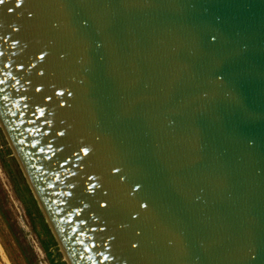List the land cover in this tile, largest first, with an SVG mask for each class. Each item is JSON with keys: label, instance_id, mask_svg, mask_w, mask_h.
Instances as JSON below:
<instances>
[{"label": "water", "instance_id": "1", "mask_svg": "<svg viewBox=\"0 0 264 264\" xmlns=\"http://www.w3.org/2000/svg\"><path fill=\"white\" fill-rule=\"evenodd\" d=\"M0 117L72 264H264V0H3Z\"/></svg>", "mask_w": 264, "mask_h": 264}, {"label": "rangeland", "instance_id": "2", "mask_svg": "<svg viewBox=\"0 0 264 264\" xmlns=\"http://www.w3.org/2000/svg\"><path fill=\"white\" fill-rule=\"evenodd\" d=\"M0 126V264H68Z\"/></svg>", "mask_w": 264, "mask_h": 264}, {"label": "bare ground", "instance_id": "3", "mask_svg": "<svg viewBox=\"0 0 264 264\" xmlns=\"http://www.w3.org/2000/svg\"><path fill=\"white\" fill-rule=\"evenodd\" d=\"M0 126H1V128L3 129V131H4L5 135H6V138H7L8 142H9V144H10L12 150H13V154H14V156L17 158V160H18V162H19V164H20V166H21V168H22V170H23V172H24V174H25V176H26V179H27V181H28V183H29V185H30V187H31V189H32V191H33V193H34V195H35V197H36V199H37L39 205H40V208L42 209L43 213L45 214V217H46V219H47V222L49 223L48 225H50V227H51L53 233L55 234V236H56V238H57V240H58V242H59V244H60V246H61V249H62V251H63V253H64V255H65L66 261L68 262V264H72V263L70 262L69 258H68V255H67V253H66V250H65V248H64V245H63V243H62V241H61V239H60V237H59V235H58L56 229L54 228V225H52L53 223H52V221L50 220V217L48 216L47 211H46V209H45V207H44V205H43V203H42L40 197H39V195H38V193H37V191H36V189H35V187H34L32 181L30 180V176L28 175V173H27L25 167H24L23 164H22V161H21V159H20V157H19V154L17 153V151H16L14 145L12 144V141H11L9 135H8V132L6 131V128H5V126H4V123H3L2 119H1V117H0Z\"/></svg>", "mask_w": 264, "mask_h": 264}, {"label": "snow or ice", "instance_id": "4", "mask_svg": "<svg viewBox=\"0 0 264 264\" xmlns=\"http://www.w3.org/2000/svg\"><path fill=\"white\" fill-rule=\"evenodd\" d=\"M0 3H3V0H0Z\"/></svg>", "mask_w": 264, "mask_h": 264}]
</instances>
